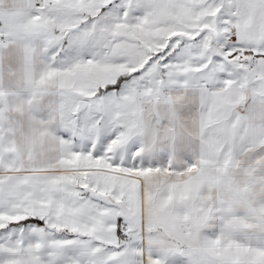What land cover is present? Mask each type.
I'll list each match as a JSON object with an SVG mask.
<instances>
[{
    "label": "snow or ice",
    "instance_id": "snow-or-ice-1",
    "mask_svg": "<svg viewBox=\"0 0 264 264\" xmlns=\"http://www.w3.org/2000/svg\"><path fill=\"white\" fill-rule=\"evenodd\" d=\"M0 264H264V0H0Z\"/></svg>",
    "mask_w": 264,
    "mask_h": 264
}]
</instances>
